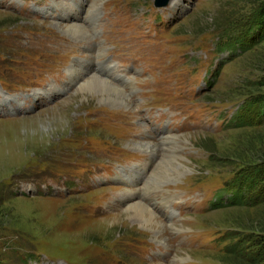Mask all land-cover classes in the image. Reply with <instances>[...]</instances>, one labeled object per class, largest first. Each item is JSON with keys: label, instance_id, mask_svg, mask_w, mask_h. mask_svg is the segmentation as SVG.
Wrapping results in <instances>:
<instances>
[{"label": "rangeland", "instance_id": "rangeland-1", "mask_svg": "<svg viewBox=\"0 0 264 264\" xmlns=\"http://www.w3.org/2000/svg\"><path fill=\"white\" fill-rule=\"evenodd\" d=\"M170 1L0 0V264H260L263 0ZM95 74L129 100L86 101Z\"/></svg>", "mask_w": 264, "mask_h": 264}, {"label": "bare ground", "instance_id": "bare-ground-1", "mask_svg": "<svg viewBox=\"0 0 264 264\" xmlns=\"http://www.w3.org/2000/svg\"><path fill=\"white\" fill-rule=\"evenodd\" d=\"M71 27L74 28V30H73L74 32H86L87 31V29L85 27L83 28L82 26H79L78 23L75 24L74 26H71ZM106 77L102 78L101 75L97 76L95 74L94 76L83 80L82 83L80 84V86L78 87V89L76 90V93H80L82 95V97L84 99H86V101H89V99H91V97H97L98 100H101L104 103H108V104L110 102L111 103H113V102L117 103V102H125V101L129 100V96L124 93L125 91L123 89L121 90L116 84H114V82H112L111 80L108 79V78L112 79V77L111 76H106ZM73 80L74 81L76 80L75 76L73 77ZM75 83H76V81H75ZM128 84H129V87H133L134 86L132 83L131 84L128 83ZM54 94H55V92H54ZM149 143H144L143 142L141 144H144V146L148 150V149H150L152 147V145H151L152 142L150 144ZM164 164H166V163H164ZM177 167H179V166H177ZM159 172H161V171H159ZM131 183L139 184V177H137V178L132 177ZM143 184L142 185L145 186V183H143ZM151 187H153V186H151L149 184L146 185L145 191L149 192V189ZM129 191L131 192L132 190H129ZM133 192H134V194L132 196H129V197H126V198H128V199H133V198L136 199L135 196L137 195V193H136V191H133ZM126 213H127V216L129 218L137 220L139 223H141L145 227L150 228V230L153 229V231H154V229H157V228L160 229L162 227V224L159 221H153L154 213L150 210V208H149V206L147 204L145 206L143 203H140L139 201L131 202L125 208V214ZM157 219L159 220V218H157ZM175 229H177V228H175Z\"/></svg>", "mask_w": 264, "mask_h": 264}, {"label": "trees", "instance_id": "trees-1", "mask_svg": "<svg viewBox=\"0 0 264 264\" xmlns=\"http://www.w3.org/2000/svg\"><path fill=\"white\" fill-rule=\"evenodd\" d=\"M253 22L257 25V27H259L261 25L264 26V0L262 1L261 6L258 10L257 18L255 20H253ZM232 47L234 48L236 46H234V44H232L230 46V48H232ZM255 87L259 90L264 89V78L255 82ZM258 99H262L264 101V94L261 97H259ZM258 172H261L264 175V163L261 165ZM237 189H238V191H237V194H238L239 188L237 187ZM234 196H235V194H234ZM259 238H260L259 243L261 244L260 251H258L257 254L252 253V254H246L245 256L247 259H251L252 261H255L256 263L261 264V263H264V235L260 236Z\"/></svg>", "mask_w": 264, "mask_h": 264}, {"label": "water", "instance_id": "water-1", "mask_svg": "<svg viewBox=\"0 0 264 264\" xmlns=\"http://www.w3.org/2000/svg\"><path fill=\"white\" fill-rule=\"evenodd\" d=\"M170 0H156V5L163 6L169 3Z\"/></svg>", "mask_w": 264, "mask_h": 264}]
</instances>
